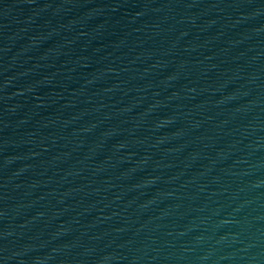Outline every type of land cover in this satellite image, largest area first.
I'll use <instances>...</instances> for the list:
<instances>
[{"label":"water","instance_id":"95a60500","mask_svg":"<svg viewBox=\"0 0 264 264\" xmlns=\"http://www.w3.org/2000/svg\"><path fill=\"white\" fill-rule=\"evenodd\" d=\"M0 264H264V0H0Z\"/></svg>","mask_w":264,"mask_h":264}]
</instances>
